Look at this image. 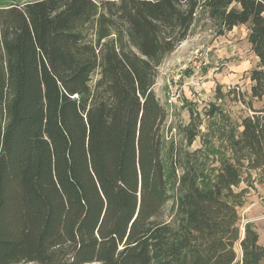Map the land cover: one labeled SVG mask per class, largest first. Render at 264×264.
<instances>
[{
    "label": "trees",
    "instance_id": "trees-1",
    "mask_svg": "<svg viewBox=\"0 0 264 264\" xmlns=\"http://www.w3.org/2000/svg\"><path fill=\"white\" fill-rule=\"evenodd\" d=\"M201 19L247 25L251 113L213 104L203 130L191 108L167 143L158 68ZM251 171L264 179V0H0V264H264L234 191Z\"/></svg>",
    "mask_w": 264,
    "mask_h": 264
},
{
    "label": "rangeland",
    "instance_id": "rangeland-1",
    "mask_svg": "<svg viewBox=\"0 0 264 264\" xmlns=\"http://www.w3.org/2000/svg\"><path fill=\"white\" fill-rule=\"evenodd\" d=\"M247 35V25H238L225 35L217 36L211 23L201 19L194 25L189 37L166 57L158 68L157 82L154 86L157 97L168 111V118L163 126L165 142L169 143L173 139L180 141L183 138L179 128L191 121V108L200 113L203 130L209 123L206 112L213 104L218 106L217 108L222 107L236 123H240L244 116L251 113L244 102L250 100V72L256 67L258 59L251 50ZM205 61L207 64L195 73L194 62ZM212 70L221 73L222 92L227 93L229 89L236 88V94L225 95L219 99L216 91L219 84L212 90L203 86ZM242 99L245 101H241ZM252 104L254 108L262 106V102L256 100H253ZM213 140L217 144V138L214 137ZM199 146L201 140L197 138L191 150ZM246 176L244 174L245 180L234 188L235 192L245 190L240 200L242 204L238 208L241 216V233L244 221L250 219L263 245L264 195L261 186L264 179L256 171H251V176ZM253 202L260 205L257 211H252L250 206L247 208ZM175 203L176 199L173 198L166 204L167 217L173 214Z\"/></svg>",
    "mask_w": 264,
    "mask_h": 264
},
{
    "label": "crops",
    "instance_id": "crops-1",
    "mask_svg": "<svg viewBox=\"0 0 264 264\" xmlns=\"http://www.w3.org/2000/svg\"><path fill=\"white\" fill-rule=\"evenodd\" d=\"M207 77L208 78L206 81H204L203 86L208 87L209 89L212 90L217 84L221 85V73H218V72H215V70H212L211 72H209ZM259 207H260L259 204L253 202L251 203V205H248L247 208L252 209V211H257Z\"/></svg>",
    "mask_w": 264,
    "mask_h": 264
},
{
    "label": "built area",
    "instance_id": "built-area-1",
    "mask_svg": "<svg viewBox=\"0 0 264 264\" xmlns=\"http://www.w3.org/2000/svg\"><path fill=\"white\" fill-rule=\"evenodd\" d=\"M204 64H207V61H205L204 63H203V62H194V64H193V69H194L195 73H198V72L201 70V67H202ZM261 189H262V193H263V195H264V182H263V184H262V186H261ZM262 217H264V215H263ZM249 222H250V219H247V220L244 221V228H243V231H245V225H246L247 223H249Z\"/></svg>",
    "mask_w": 264,
    "mask_h": 264
},
{
    "label": "water",
    "instance_id": "water-1",
    "mask_svg": "<svg viewBox=\"0 0 264 264\" xmlns=\"http://www.w3.org/2000/svg\"><path fill=\"white\" fill-rule=\"evenodd\" d=\"M244 232H245V231H243V233H242V238H241V239H243V238H244Z\"/></svg>",
    "mask_w": 264,
    "mask_h": 264
}]
</instances>
